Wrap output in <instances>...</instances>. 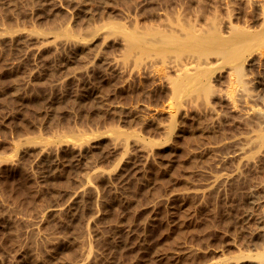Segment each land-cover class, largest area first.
I'll return each mask as SVG.
<instances>
[{"label":"rangeland","instance_id":"1","mask_svg":"<svg viewBox=\"0 0 264 264\" xmlns=\"http://www.w3.org/2000/svg\"><path fill=\"white\" fill-rule=\"evenodd\" d=\"M0 264H264V0H0Z\"/></svg>","mask_w":264,"mask_h":264}]
</instances>
